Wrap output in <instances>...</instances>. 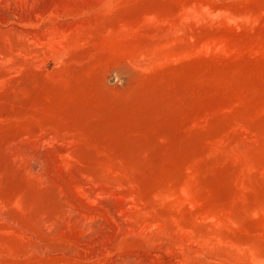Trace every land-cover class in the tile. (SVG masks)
<instances>
[{
	"label": "rangeland",
	"instance_id": "rangeland-1",
	"mask_svg": "<svg viewBox=\"0 0 264 264\" xmlns=\"http://www.w3.org/2000/svg\"><path fill=\"white\" fill-rule=\"evenodd\" d=\"M0 264H264V0H0Z\"/></svg>",
	"mask_w": 264,
	"mask_h": 264
}]
</instances>
